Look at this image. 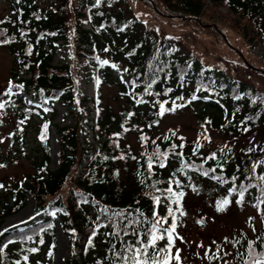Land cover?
<instances>
[{
	"label": "trees",
	"instance_id": "obj_1",
	"mask_svg": "<svg viewBox=\"0 0 264 264\" xmlns=\"http://www.w3.org/2000/svg\"><path fill=\"white\" fill-rule=\"evenodd\" d=\"M132 1L144 5V13L153 14L174 27H187L200 34H216L218 29L231 34L245 52L257 44L263 45L264 49V0H228L227 3L225 0H210V12L223 6L231 15L228 21L230 27L222 19L214 23L216 28L212 24L207 26V21L201 17L205 14L203 8L208 0ZM0 3L7 7L6 14L0 16V41H5L0 43V47L11 58L7 80L13 82L11 92L17 89L16 84H22L20 89L33 90L50 112V117L46 118L24 105L17 96L9 95L5 91L8 83L0 86V100L5 103L3 110L12 112L19 119L33 117L34 112L39 120V138L42 131L46 132V139H40L43 146L27 158L32 171L21 173L20 177L11 176L12 181L5 183L10 184L0 192V219L26 206L28 197L33 198L38 211L55 213L60 218L63 232L72 235L71 253L74 258L68 260L67 264H96L98 259L100 264H109V260L104 259L106 256L111 257L104 233L111 231L110 223H102L100 228L95 229L97 235L93 237L94 247L88 246L93 222L97 216L102 215V208L107 207L115 212L138 207L146 216L151 215L154 207L151 196L160 194L140 182L142 176L138 172L146 175L147 171V157L141 153L154 151L153 140L161 151L167 150L171 144L181 143V137L175 132L158 131L162 118V115H157L158 100L167 101L166 109L172 106L173 100L177 105L193 104L197 115L202 118L208 114L206 118L211 121L212 127L222 131L226 137L241 138L250 132H253L254 137H260V140L253 143L243 140L239 148L215 147L207 152H202L201 145L196 149L197 142L183 139V148L177 147L175 151L182 152L186 162L195 161L205 171L211 168L215 175L222 174L227 179L225 184H220L211 178L213 172L205 177L197 168L185 169L183 173L176 172L177 178L182 181L180 187L185 192L181 199L183 210L187 206L189 193L202 200L206 198V203H214L227 195V188L233 183L228 178L236 171V165H240L241 173L238 183L246 175V166L250 169L252 162L264 160V103L261 102L264 90L250 83L254 81L250 74L243 72L239 78L233 77L221 67L207 65L192 54L181 52L176 44L175 53L173 46L165 43V39L154 36L145 28L129 1L101 0L99 5L95 0H0ZM174 13L179 16L172 15ZM86 23L90 28L82 27ZM21 31L24 32L23 36ZM58 41L62 42L59 46L70 45L72 64H52L55 43ZM97 57L107 59L110 63L100 65ZM85 63L89 68L99 65L97 75L100 83L96 89V98L92 100L96 112L99 109L92 126L94 144L86 138L88 146H82L79 134L83 130L76 124L57 127L59 165L51 170L48 168L49 149L46 143L48 127L46 130L43 128L55 116L49 102L61 101L66 106L79 102V108H88L87 99L77 101L75 90L76 72ZM112 63L118 67L113 68ZM125 68L128 71H122ZM116 69L121 71L124 81L113 75ZM153 73L158 77L155 83L149 79ZM209 82L215 89L212 93L206 87ZM149 83H152L151 91L159 93V96L144 92ZM198 84L205 87L197 91ZM106 88L113 90L110 98L113 104L103 98V90ZM166 88L171 91L164 95ZM194 92L197 99L192 100ZM205 95L211 98L205 100ZM180 96L184 99H176ZM213 99L220 104H216ZM221 105L226 112L223 113ZM128 112L134 115L128 117ZM246 116L249 119L245 120ZM241 120L245 121L244 124L240 123ZM246 126L248 130L243 131ZM125 128L128 130L125 131ZM113 133L120 135L115 136ZM141 133L147 137L146 141L140 140ZM253 146V151H245ZM194 150L198 155H193ZM212 152L217 153L215 159L209 155ZM205 157L208 159L204 160ZM201 160H204L203 164ZM85 161L87 163L83 165ZM217 161L227 163L220 169ZM179 167V158L171 152L165 167L161 168L154 163L153 175L161 181L156 187L166 188L167 178ZM257 169L264 171V165L258 164ZM145 183L150 184L151 180ZM172 187L175 189L176 185ZM259 187V182L252 179V187L247 190L241 204L255 209V220L247 222L248 230L232 234L212 250L208 248V256L203 254L206 264H224L225 261L236 264L238 258L234 260V257L238 250L247 255L249 239L259 244L257 237L264 234V203L258 205L259 210L256 205ZM236 195L234 192L229 199L234 200ZM253 198L255 201H252ZM260 199L264 200V196ZM156 207L160 214H166V202ZM175 215L176 232L179 233L181 214L177 212ZM170 222L171 217L165 226ZM174 239L172 252L179 242L178 237ZM158 243L163 246L166 236ZM0 247L4 248V252L0 253V264H16L17 260H20V264H53L52 256L56 247L54 222L52 219H44L36 224L30 222L7 229L0 235ZM50 247L51 256L48 255ZM32 248L37 251H30ZM25 255L27 261L22 259Z\"/></svg>",
	"mask_w": 264,
	"mask_h": 264
},
{
	"label": "snow or ice",
	"instance_id": "obj_2",
	"mask_svg": "<svg viewBox=\"0 0 264 264\" xmlns=\"http://www.w3.org/2000/svg\"><path fill=\"white\" fill-rule=\"evenodd\" d=\"M96 4L99 5L101 3V0H95ZM228 0H225V3H227ZM139 17V14L137 13V18ZM7 19V18H6ZM103 27V25H101ZM99 30V29H97ZM22 36L24 35V32L21 31L20 33ZM5 41H0V43H3ZM29 49H31V45H29ZM107 50V49H105ZM97 61L100 65H107L110 63L107 59H100L97 57ZM27 67V65H25ZM113 68H117V64L112 63ZM211 67V66H207ZM162 70V69H161ZM122 71H128V69H122ZM149 79H151L152 83H155V81L158 79V77L153 73ZM99 78L96 79V84H99ZM152 83H149L145 89V93H150L153 95L159 96V93L152 92ZM13 87V82L10 80L8 82V88L5 89V91L11 95V89ZM15 87L17 90L23 87L22 84H16ZM205 85H197V91H200ZM207 90L209 93H212L215 91V89L212 87L211 83L209 82L207 85ZM170 88H166L164 95H167L168 92H170ZM242 96L243 93H240ZM210 95H205L203 99L208 100L210 99ZM176 99L183 100L184 97L180 96ZM191 99L195 100L197 99V96L195 92L191 95ZM142 102V101H139ZM262 103H264V99L261 100ZM31 103V101H30ZM157 103L159 104V111L157 115H163L166 111H175L177 107H183V105H177L176 101H172V107L166 109L165 104L167 103L166 100H158ZM185 103H188L187 100H185ZM5 107L4 101L0 100V108ZM47 110V109H45ZM97 112H99V109H97ZM134 115L133 112H128L127 116L131 117ZM249 119L247 116L245 117V120ZM157 121H153V123H156ZM244 120H241L240 123L244 124ZM125 123H127V120H125ZM205 123L210 124L211 121L208 118H205ZM48 127L47 123L43 125V128L46 130ZM97 127H99L97 125ZM121 127L123 128L124 125L122 124ZM133 127H135L133 125ZM125 131L128 129L125 128ZM243 131H247V126L242 129ZM205 129V133H206ZM9 136L12 135V133L8 134ZM115 136H119L120 133H113ZM175 135V133H173ZM209 141L211 139L210 136L206 137ZM41 140L46 139V132L42 131ZM167 139V137H165ZM201 137H197V144L195 145V148L198 149L200 147L199 140ZM0 140H3V137H0ZM140 140L146 141L147 137L141 133L140 134ZM181 143L179 145L171 144L169 145V148L167 150H160L159 145H156V142L153 140L152 143L155 146L154 151L149 153L147 151H144L141 153L142 156L147 157V171L146 175L144 173L138 172V175L142 176L141 184L144 185L147 188L153 189L155 192L159 193L160 195H152L151 200L154 205V207L151 210V215L146 216L143 210L140 208L130 209L128 211H122V210H116L113 212L110 208L104 207L101 209L102 215L97 216L96 220L93 222L94 227L91 229V235L88 237V246L94 247V241L93 237L97 235L96 228H100L102 223H110L111 224V231L104 233L105 239L108 241V251L111 253V257H104V259L109 260V264H171V261L174 259L176 264H181V256L179 255L181 249L179 247L175 248V253L172 252V249L174 247L175 243V237H179L180 240H183V237L180 236L178 232H176L177 228V217L175 213L179 212L181 215H184L183 207L181 204V199L184 197L185 192L184 189L180 187L182 184V181L177 178L176 172L183 173L185 169H194L197 168L202 174L207 177L210 172H213L212 179L218 180L220 184H225L227 182V179L221 174L220 176H217L214 174L213 169L209 168L207 171H205L202 167H199L195 161L192 162H186L184 158V154L182 152H176V148H183V138H180ZM252 148H248L245 151L251 152L253 151ZM170 152L179 158L180 167L175 170V172L167 178V187L166 188H159L156 187V185L160 184L161 181L155 179L154 172L155 169L153 168V164H158L159 167L163 168L165 167V164L167 162V158L169 157ZM193 155H198V153L194 150ZM202 155V154H200ZM211 158L215 159L217 153L212 152L209 154ZM221 155L223 156V153L221 152ZM115 158V157H113ZM135 159V157H133ZM107 159V157H105ZM208 157H205L204 160H207ZM230 159V158H229ZM204 160H201V164L204 163ZM227 161H217L218 167L220 169H223L225 167V164ZM264 165V160H256L251 163L250 169L246 166L244 169V172L246 175H244L243 179H240L237 183L238 177L241 175L240 173V165H236V171L233 172L232 176L228 179L232 180V186L227 188V195H224L222 198L218 199L216 202V210L218 212L226 210V208L232 203V201L229 199L233 193H237L235 198V203L237 205H241L243 202V199L245 197V194L249 188L252 187V179L259 182L260 187L257 189L259 192V196L256 198V205L260 203H264V200H261L260 197L264 196V171H258L257 165ZM3 165H0L2 167ZM118 174V172H117ZM151 180L150 184L145 183L146 180ZM189 179H191L189 177ZM247 181V183L245 182ZM22 183V182H21ZM175 184L176 188L174 189L172 185ZM191 186V185H189ZM0 187H3L2 184H0ZM195 191V188L193 189ZM147 195V193H145ZM163 198V199H162ZM166 202V214L162 215L158 212L157 207L158 205ZM173 204H175V208H173ZM259 210V207H258ZM55 215V213H53ZM171 217V222L167 226H165L166 222L168 221V218ZM30 219V217H29ZM251 220V217L248 218ZM51 227V225H49ZM11 227V225H10ZM0 231H5L4 229H0ZM72 231H75L74 229ZM253 231L255 229L253 228ZM164 236H166V243L161 246L158 241H161ZM28 239H31V237H28ZM225 240L228 239V237L224 238ZM257 240H259V244H257L254 240L249 239L247 241V255H244L242 251H237L236 256L234 257V260H236V264H264V234L257 237ZM215 243V241H214ZM238 243V241L236 242ZM118 245V246H117ZM54 247V245H53ZM257 248L260 250L257 251ZM30 251L35 252L37 251L36 248L30 249ZM85 251H87V247L85 248ZM4 252V248L0 247V253ZM227 254V253H226ZM48 255H52V247L48 250ZM205 256H208L207 251L205 252ZM213 257H209V259H212ZM216 258H219L218 256ZM24 261L28 260V257L25 255L22 257ZM16 264H20V260L16 261ZM39 264V262H37ZM96 264H100V260L98 259L96 261ZM224 264H228L227 261L224 262Z\"/></svg>",
	"mask_w": 264,
	"mask_h": 264
},
{
	"label": "rangeland",
	"instance_id": "obj_3",
	"mask_svg": "<svg viewBox=\"0 0 264 264\" xmlns=\"http://www.w3.org/2000/svg\"><path fill=\"white\" fill-rule=\"evenodd\" d=\"M210 5L203 8V14L201 17L207 21L208 24L213 22H220L225 20L227 22V26H229L228 21L231 20V16L225 13L224 9H216L214 12L209 11ZM137 11L141 12L139 8H136ZM5 8L0 5V13H4ZM143 17L148 19L147 15L143 14ZM146 19H143L147 21ZM230 27V26H229ZM170 32L175 34L176 31L168 26H164ZM233 29V28H232ZM197 35L196 33H194ZM193 33L187 30H183L181 32V36L185 39L187 47L192 49L193 53L198 57H201L207 62H215L217 58L220 56L216 54L218 51L217 49H213L211 43L209 42L208 38L194 36ZM219 52V51H218ZM217 52V53H218ZM253 54L261 55L262 51L259 47H256L252 50ZM70 61L69 53L65 50H56V55L54 58L55 64L60 63H68ZM256 64H259L256 60ZM10 66V58L7 54L0 49V82L5 80L7 77V72ZM240 70H242L240 68ZM94 76L93 74L89 77L86 76L84 69H81L79 72L78 78V93L80 98L84 97H93L94 95ZM113 91L111 89L104 90V98L106 102L112 103L111 95ZM21 95L27 98L28 101H32V96L30 94L21 93ZM56 110V117L54 119V124L56 126H65V125H73L76 123L77 118H80L83 121L84 129L91 124L90 119L94 116V113L87 114L85 110H81L76 112L74 107H65L60 103L54 105ZM177 115L170 116L168 115L164 118L162 122L161 129H165L168 127H175L178 129L182 134L187 137H194L196 135H201V130L199 125L195 120V117L192 116L188 111H178L176 112ZM33 124H19L18 122H14L13 119L8 116L7 114H0V137H3V140H0V151L2 154L0 156L5 157H12L17 156L21 157V162L16 165H11L7 168H0V184L3 182H7L10 176H17L20 177L21 173H27L32 171L30 168V162L27 159L32 156V153L37 152L38 149V142L36 139L35 130L32 127ZM56 128H52V135H50L49 144H50V168L54 169L57 166L58 158V142H57V135H56ZM12 133L11 136L8 134ZM211 136V135H209ZM80 141L84 143V136L80 135ZM205 143H211L213 145L215 140L210 141L205 137ZM206 201V199H205ZM187 203L191 205V207L184 211L183 221H182V228L181 234L183 240L188 242L180 241L175 248L179 247L181 249L179 255L181 256V264H192V260L190 259L191 256L195 257V246L192 247L190 243L197 244L198 236L201 238H205L207 235H211L212 233H223L228 231L231 225L234 224H241L243 214L240 212H235L234 209L231 207L229 210L228 208L225 210V215L220 216L216 219V222L213 223L209 219L205 220L203 218H198L194 212V208L201 204V202L196 201L194 198L190 197L187 200ZM35 211V204L32 199L28 200L27 205L22 208L18 213L13 215L7 216L5 219L0 221V229H3L8 226H12L16 223L27 221L33 217ZM203 215V214H202ZM203 223L205 224L203 226ZM203 229V230H199ZM196 232L194 235H192ZM200 235H198V234ZM188 235V237H187ZM192 235V236H191ZM186 236V237H185ZM69 244L70 238L62 234L61 232L57 231V249L55 253V263L56 264H66V261L69 259ZM176 264L175 260L174 263Z\"/></svg>",
	"mask_w": 264,
	"mask_h": 264
}]
</instances>
